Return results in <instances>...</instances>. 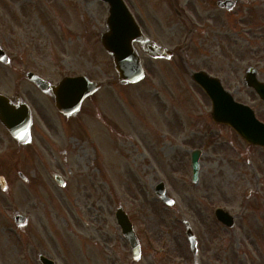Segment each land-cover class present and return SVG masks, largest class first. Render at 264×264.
Here are the masks:
<instances>
[{
	"label": "rangeland",
	"instance_id": "1",
	"mask_svg": "<svg viewBox=\"0 0 264 264\" xmlns=\"http://www.w3.org/2000/svg\"><path fill=\"white\" fill-rule=\"evenodd\" d=\"M131 1L145 16L150 0ZM190 1L188 18L195 23L207 16L199 0ZM208 14L215 16L207 21L210 30L168 35L175 55L152 60L141 54L145 79L119 85L100 43L108 16L101 1L0 0V46L9 58L8 65L0 63V93L13 96L19 86L35 120L24 152L11 138L0 144V158L10 157L4 171L0 162V174H7L0 264H36L39 253L57 264H264V149L215 124L209 99L191 79L198 70L218 77L264 122V104L242 85L249 65L264 80V0H236L228 17ZM165 17L171 23L174 15ZM229 21L232 29L222 25ZM26 71L52 83L85 75L103 86L66 117L51 96L25 85ZM195 149L202 154L192 183ZM159 181L172 206L154 194ZM118 205L140 240L138 261L116 223ZM216 208L234 216L232 227L215 220ZM14 212L29 220L15 226ZM182 218L197 240L195 262Z\"/></svg>",
	"mask_w": 264,
	"mask_h": 264
},
{
	"label": "water",
	"instance_id": "2",
	"mask_svg": "<svg viewBox=\"0 0 264 264\" xmlns=\"http://www.w3.org/2000/svg\"><path fill=\"white\" fill-rule=\"evenodd\" d=\"M102 1L108 2L110 6V16L106 22L107 32L101 35L102 46L113 62L118 81L121 84L137 83L143 79L144 72L133 43L138 42L142 51L153 57H167L168 52L141 34L122 0ZM0 61L3 63L8 62L7 56L1 48ZM26 78L32 81L41 91L50 92L54 97L56 108L66 116L75 115L79 111L83 100L100 88V84L89 81L85 76L65 77L56 85L47 82L32 72H27ZM192 79L203 88L210 98L212 104L211 116L214 122L230 126L246 143L264 147V123L255 118L253 111L248 106L235 102L230 94L223 90L217 79L209 77L204 72L193 73ZM244 82L246 86L255 89L264 102V84L257 80L256 72L252 67L247 69ZM0 115L15 139L21 143L28 140L30 112L24 104L12 105L0 95ZM200 154L201 151L192 153L194 180H196L199 169ZM53 177L59 184H62L59 176L54 174ZM155 193L167 205L172 204V200L165 195L163 182H159L155 186ZM216 216L226 226H233V218L228 213L217 210ZM116 218L123 235L130 242L134 258L137 259L140 255L139 243L126 213L121 208L117 209ZM13 219L17 224L24 221L17 214ZM184 223L186 225V235L195 254L194 235L189 223L186 220H184ZM41 260L43 264H53L47 259L41 258Z\"/></svg>",
	"mask_w": 264,
	"mask_h": 264
},
{
	"label": "flooded vegetation",
	"instance_id": "3",
	"mask_svg": "<svg viewBox=\"0 0 264 264\" xmlns=\"http://www.w3.org/2000/svg\"><path fill=\"white\" fill-rule=\"evenodd\" d=\"M123 1L125 3L126 7L128 8V10L130 11L131 15L133 16V18H134L136 24L138 25L141 33L145 37H147L149 40L154 42L155 44L160 45V46L164 47L166 50H168V53L170 54L169 59L175 55V52H174V50H172L171 48L166 46L167 41H166L165 37H167L168 35L174 34L176 31H179L183 28H186L185 32H187L189 35L193 31L199 32L200 34H202L203 32L205 33L208 30H210L209 28L211 26L207 21H209L211 17H215L214 14L212 16H209L208 12L210 10L212 12L215 11V12L221 14L222 16L228 17L231 15L232 11L236 7V2H235V4L232 5V7H230V9H227V8H225V6H227V5H221L219 3L220 0H199L197 3L199 5L198 7L202 8L205 11L204 13L207 14V16H204V18L203 17L198 18L196 20V22L194 23L191 20V18H188L185 15L186 13L184 12L186 8H190V7L195 6V4L190 0L185 1V2H188L186 7H181L179 4V0H150L148 2V4L146 5V11L144 13L145 16L143 15V12H141V11L136 12L135 11L134 4L132 3L131 0H123ZM103 4H105V3H103ZM174 4H176V7L174 6ZM105 5H106L107 10H108V5L107 4H105ZM166 14L174 15V17H173L174 20H173V18L172 19L169 18L171 23H169L168 18L165 17ZM226 22L223 23L222 25L224 27L232 29V27H231L232 24L230 23V21L227 24H226ZM134 45L137 49H139V45L137 43H135ZM146 57H148L152 60L163 59V58H152L149 56H146ZM23 80L25 82H27L25 85H27L28 88L33 93L41 92L31 81H28L26 78H24ZM261 81L264 82V80H261ZM242 85L244 86L243 81H242ZM18 87L16 86L15 94L13 96H8V95L3 94V93H0V94L5 95L9 99V102L12 105H17L18 103L21 104V103L25 102L30 109V112H31L30 119L31 120H30V127H29V133H30L29 142L26 144H18L13 140V142L17 144L16 147H17L18 151L24 152L25 148L28 147L32 143L31 132H32L33 127H34L35 120L33 117V111L31 108L32 107L31 104H29V102H27L21 96ZM9 138H11L10 134L7 131V129L5 128V126L1 120V117H0V144L9 142ZM9 159H10V157L8 156V154H5V153H3L2 158H0V162L3 164V166L1 167L3 171L6 169V168H4V166L9 165ZM6 175H7L6 173L0 174V192H2V193L5 192ZM17 175L21 180H23V182L28 181L27 177L22 172H20L19 170L17 171ZM11 177L14 178L13 175ZM3 184H4V187H2ZM22 243L26 244V239L24 237L22 238ZM27 255L31 256L32 254L27 253ZM38 256H39V254L36 255V257H37V259H36L37 263L36 264H41L38 260ZM51 259L54 260L53 258H51ZM24 260H25V262H27V264H29L28 263L29 260H27V259H24Z\"/></svg>",
	"mask_w": 264,
	"mask_h": 264
}]
</instances>
